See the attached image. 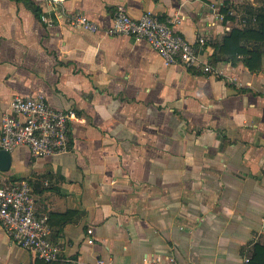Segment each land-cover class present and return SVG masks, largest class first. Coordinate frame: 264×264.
Segmentation results:
<instances>
[{"label":"crops","instance_id":"obj_1","mask_svg":"<svg viewBox=\"0 0 264 264\" xmlns=\"http://www.w3.org/2000/svg\"><path fill=\"white\" fill-rule=\"evenodd\" d=\"M254 1L64 0L53 10L0 0V127L14 96L74 114L68 152L34 158L20 146L0 171V181H29L60 248L55 264L168 255L243 264L264 243V55L259 72L216 61L224 35L240 27L232 8L264 6ZM118 6L134 19L179 18L198 67L167 65L145 41L108 35ZM78 14L97 31L72 25ZM35 260L0 229V264Z\"/></svg>","mask_w":264,"mask_h":264},{"label":"built area","instance_id":"obj_2","mask_svg":"<svg viewBox=\"0 0 264 264\" xmlns=\"http://www.w3.org/2000/svg\"><path fill=\"white\" fill-rule=\"evenodd\" d=\"M45 3L53 10L61 9L64 0H33ZM71 24L89 32H96L98 26L83 14L70 18ZM43 22H47L42 17ZM179 18L159 19L146 11L138 19L127 14L125 8L118 6L111 17V25L105 28L108 35H123L134 40L145 41L154 49L167 65L180 64L185 68L198 67V57L193 43L187 41L176 30ZM240 27L246 25V17L238 18ZM229 29L227 28V31ZM199 37L197 42L205 44ZM203 71L213 72L208 66ZM74 114L52 108L39 96H14L9 101V110L3 115L0 127V149L11 152L17 147H26L34 158L63 154L69 151V133ZM0 229L10 241L26 250L36 260L56 262L60 258L59 246L50 240L51 227L49 215L37 212L35 196L27 179L0 181ZM88 234L92 230L87 231ZM89 244L93 238H88ZM70 261V260H67ZM249 258L243 259L247 264ZM86 264H108L102 259ZM143 264H178L173 255L148 260Z\"/></svg>","mask_w":264,"mask_h":264},{"label":"trees","instance_id":"obj_3","mask_svg":"<svg viewBox=\"0 0 264 264\" xmlns=\"http://www.w3.org/2000/svg\"><path fill=\"white\" fill-rule=\"evenodd\" d=\"M230 8L232 6L229 7L228 2H224V6L221 7L220 12L225 21L234 20L228 14ZM233 8L236 14H244L246 25L244 27L234 26L224 35L217 47L216 61L231 65H236L241 61L248 71L259 72L262 70V56L264 55V8L251 6L242 8L234 6ZM35 264H55V262L35 260ZM247 264H264V243L256 242L252 245Z\"/></svg>","mask_w":264,"mask_h":264},{"label":"water","instance_id":"obj_4","mask_svg":"<svg viewBox=\"0 0 264 264\" xmlns=\"http://www.w3.org/2000/svg\"><path fill=\"white\" fill-rule=\"evenodd\" d=\"M11 164L10 152L0 149V171L5 172Z\"/></svg>","mask_w":264,"mask_h":264},{"label":"rangeland","instance_id":"obj_5","mask_svg":"<svg viewBox=\"0 0 264 264\" xmlns=\"http://www.w3.org/2000/svg\"><path fill=\"white\" fill-rule=\"evenodd\" d=\"M256 2L259 3V4H261L262 0H255L254 3H256ZM257 6H260L262 8L264 7L263 5H257ZM237 16L240 19V18L244 17V14H237Z\"/></svg>","mask_w":264,"mask_h":264}]
</instances>
